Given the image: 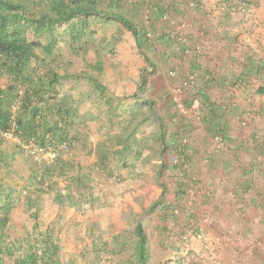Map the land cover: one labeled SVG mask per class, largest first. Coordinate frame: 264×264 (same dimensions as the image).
Listing matches in <instances>:
<instances>
[{"label":"rangeland","instance_id":"374dc122","mask_svg":"<svg viewBox=\"0 0 264 264\" xmlns=\"http://www.w3.org/2000/svg\"><path fill=\"white\" fill-rule=\"evenodd\" d=\"M22 1L29 3L31 8L29 11H32L29 13L37 14L40 9L47 8V4L42 0ZM108 1L102 0L101 2L106 10L108 8L109 10L117 9L133 20L140 29H145L149 55L157 62L163 59L167 48L169 49L165 66L163 68L159 66L156 73H151L141 90L138 86L142 72L145 71L143 69L146 68V61L137 49L134 36L117 21L100 27L98 23L91 20L87 34L81 38L80 34L72 38L70 30L60 29L56 33L58 42L53 54L47 56L40 48L36 51L40 59H45L47 65L54 67L60 74L66 71L80 72L86 64L82 59L88 60L90 65L93 64L96 56L95 48L107 52L114 64L109 75L101 76L102 81L111 88L113 95L111 104L107 105L94 92H90L91 85L84 75L75 82L67 81L63 86L60 85L58 94L59 97L63 96L65 102L78 109L77 117L71 128V134L76 135L77 140L73 141L71 146L61 145L58 154L60 153L65 160L72 161L76 165L81 164L85 172H92L95 176L92 182L94 192L107 203L100 206L97 211L91 212L85 207H73L68 203L61 205L56 202L57 193L67 194L69 191L70 177L67 178V175L57 178L45 177L42 182L39 177L33 175V172L43 169L45 167L43 160L52 161L56 154L41 151L42 149L40 150L33 144L32 146L25 144L22 157L17 162H21L34 153V158L38 161V164L33 166L36 167L35 169L26 164L25 171L19 172L14 167L16 164L14 161H10V169L0 168V177L6 188L14 192L16 202L10 213V227L12 230L19 231L22 228L24 232L33 230L35 218L32 212H37L40 229L45 230L50 224L55 227V235L61 244L62 264H85L90 259L93 260L92 237H97L99 233H102L103 237L109 240L114 233L116 221L131 229L140 219L144 222L150 236L149 264L218 263L221 259L214 247H205L206 242H209L207 234L206 239L202 241L176 240L181 227L176 223L171 211L169 212L170 208L162 211L161 205L157 210L147 211L140 216L131 213L135 202L150 205L161 192L160 182L157 179L160 161L155 155H150L151 153L147 154L149 158L144 154L145 157L139 160L135 154L144 149L150 150L154 146L155 149L159 148V126L157 120L149 114L151 111L146 101L154 100L156 112L165 116L168 122L167 139L169 142L172 134H175L176 125L172 121L173 108L171 111L172 103L169 100L172 78L168 71L172 68L184 71L179 68L180 60L183 59L176 42H169L167 36L165 38L168 41L159 38L161 36L159 34L166 31L167 25H163L162 28L155 27L156 29L152 27L153 24L154 26L159 24L158 16L153 19V24L151 23L149 29L143 26L140 0H118L116 6H111L114 2H110L109 5ZM175 1L179 2L178 7L183 5L180 8H184L190 0ZM195 1L206 6V9L200 12L202 14L199 13L201 18L196 20V25L201 23L204 26L198 29L199 33L196 31L198 33L196 41L200 39L207 41L208 39V45H205L203 52L192 53V58H197V60L188 62L187 67L200 73L201 77H206L207 72H210L213 81L202 84L210 101L215 99L217 103L226 108H229L230 103L235 101L240 105L239 113H237L242 118H236L237 115L231 118L233 127H236L232 134L238 130L245 134V129L255 125L258 121L262 137L264 134V95L257 93L256 90L259 85L264 84V73L258 69V64L264 65V0H233L236 2V7H231L230 11L224 8L225 0ZM171 10L169 13L174 17H188L190 20L192 18V15L189 17L186 12L184 14L177 12L175 6ZM196 25L193 23V30H196ZM94 29L98 34L94 35L91 31ZM102 34L106 35L105 39H102ZM28 37L45 44L50 41L44 33L36 34L30 31ZM165 44L168 45L167 48ZM43 68V72L48 69L44 66ZM88 70L97 75L92 66H88ZM0 81L3 86L12 82L7 75L2 76ZM213 87L217 88L213 90ZM122 92L126 94L138 92L140 99L136 101L125 97ZM208 99H205L206 102H210ZM233 127L231 125V128ZM119 134L132 135L131 141L129 140L132 142L130 144L132 152L122 150V146L116 141V136ZM6 137L8 138L6 150L10 155L17 151L19 139L12 134H6ZM111 140L113 142H110ZM104 145L109 148L107 150L110 152V157L107 165L97 170L96 160L100 158L99 147ZM118 150L121 151L116 154ZM169 158L171 166L164 177L167 194L165 201L170 202L167 206H181L179 204L181 199L178 197L181 190L184 191L185 199L188 198L186 188L184 189L182 185L185 182L180 183L177 179L176 166L172 164L171 156ZM246 159L242 162L247 163ZM256 160H258L256 163L264 160V153L258 155ZM123 161H126L128 165L125 166ZM203 164L207 163L203 162ZM249 165L248 162L246 166ZM256 174L254 182H262L263 175L258 172ZM184 179L188 180L187 177ZM250 193L258 200L264 198V191L260 192L256 189ZM184 207L180 208L181 215ZM165 211L168 212L167 219L162 214ZM204 224L211 225V223ZM205 225H200V230L203 229L206 232ZM256 240L252 245L256 250L254 252L259 253L264 248V241L259 242L258 238ZM202 249H207V251L203 252ZM115 258L128 260L132 257L126 254ZM251 264L259 263L252 262Z\"/></svg>","mask_w":264,"mask_h":264},{"label":"trees","instance_id":"16d2710c","mask_svg":"<svg viewBox=\"0 0 264 264\" xmlns=\"http://www.w3.org/2000/svg\"><path fill=\"white\" fill-rule=\"evenodd\" d=\"M42 1L47 4V8L40 9L37 14H33L29 13L32 11H29L31 8L27 1L0 0V80L2 76L7 75L12 81L7 86H3L0 81V168L10 169V161L16 162L14 167L19 172L25 171L26 164H29V167L37 165L38 161L35 160L34 153H31L29 157H26L21 162H17V160L22 157L25 144H30L31 146L33 144L40 150L42 149L41 151L53 152L56 154L53 160L47 161L44 159L43 163L45 167L38 171L35 170L33 175L39 177L42 182L45 177L57 178L67 175V178L70 177L69 191L67 194L57 193L55 197L56 202L61 205L68 203L73 207H85L89 211L94 212L97 211L100 206L102 207V205L107 203L100 199L94 192L95 189L92 182L95 176L92 172H85L81 164L76 165L72 161L65 160L60 153L58 154L61 145L63 146L66 144L67 146H71L72 142L77 140V136L71 134V128L78 113V109L65 102L63 96H58L60 91L59 86H63L67 81L75 82L84 75V78H87L88 83L91 85L90 92H94L101 101L109 105L112 102L113 95L111 94L110 86L102 81L101 76L109 75L114 64L107 52L95 48L96 56L93 64L90 65L88 60L82 59L83 63L85 64L86 62V64L80 72L66 71L60 74L54 67L47 65L45 59H40L36 51L40 48L47 56L53 54L58 42L56 33L60 29L65 28L70 30L72 38L78 37L79 34L81 38L87 34L91 20L96 24L98 23L100 27L109 22L117 21L134 36L137 49L146 61V68L144 67L143 69L145 71L142 72L138 89H142L147 83L148 76L151 73H156L159 66L158 62L149 55V47L146 43V35L143 30L121 11L112 8L106 10L104 5L101 4L102 0ZM117 1L118 0H110L108 3L110 5L114 2L111 6H116ZM156 3H158V7L157 11L153 14V18L158 16L157 18L160 19L164 13L172 11L171 9H174V6L176 9L178 7L177 3L179 2L175 0H156ZM187 4L188 3H186V14H188L189 17L192 15L191 21L193 22L194 14L199 12L193 14L192 11L188 10ZM235 5L236 2L233 0L224 1V8L226 7V11H230L232 9L231 7ZM142 6L143 1H141V7ZM155 14H157V16H155ZM30 31L36 34L44 33L49 37L50 41L45 44L38 40L29 39L28 33ZM91 31L94 35L98 34L95 29ZM159 35H161L159 37L161 40L174 42L172 38L168 36V34H164V32ZM165 36H167L168 40ZM105 37L106 35L102 34V39H105ZM92 44L94 45V43ZM167 44L164 46H168ZM178 46L180 48L179 54L181 58L192 62L193 58L185 54L184 46ZM166 51L168 53L169 49L167 48ZM70 64L72 65V63ZM43 66L48 68L46 72L42 71L44 69ZM88 66H92L97 72V75L89 71ZM258 69H260V72L264 73V65L258 64ZM207 75L212 77L210 72H207ZM210 81H213V77L210 78ZM256 91L264 95V84L259 85ZM122 95L136 101L140 99L138 92H134L133 94L122 92ZM203 96L207 110L212 113V134L218 131V128H221L220 130L222 132H227L231 137H234L232 133L235 131L234 129L236 127H233L231 118L239 113V107L226 108L217 103L215 99L210 101L208 95L204 94ZM205 99H208L210 102H206ZM146 103L151 111L149 114L157 120L159 126V148L155 149L154 146L151 147L150 150L144 149L137 152L135 157L139 160L145 157L144 154L148 157L147 154L149 155L151 153L150 155H155L160 161L157 179L160 182L161 192L150 205L144 203L136 204L135 202V206L131 210V213L136 216H140V214L147 211L153 212L161 205L163 207L162 211L169 209V206L164 205L168 202L165 201L167 194L164 177L171 166L169 158L170 142L167 139L168 122L164 115L156 112V102L154 100H148ZM231 125L233 128H231ZM189 128H191V126ZM240 133L243 132L239 131V134ZM6 134H12L19 139V142H17V151H14V153L10 155L6 150L8 143ZM110 136L113 138L112 135ZM230 136L229 139L231 138ZM131 137L132 135L126 136L125 134L116 136V141L122 146L123 151L132 152V146L130 145L132 142H129V140L131 141ZM261 139L262 140L258 142H261L260 145L262 150L258 149V152L264 153V134ZM110 142H113V140ZM239 142L238 138H231V142L229 141V143H231L230 148H239L242 144ZM187 145H189V143ZM99 148L100 158L96 160L97 170L106 166L108 163L107 160H109L108 158L110 157L109 148H106L105 145ZM208 148L213 154L217 153L216 149H211V145H209ZM120 151L121 150H118L116 154L120 153ZM184 155L186 156L189 167L184 170V172L186 171L188 182L186 185H182L184 189H187V186H189L191 182L197 184V178L195 177V173H192L194 170V160L192 157H189L186 150L184 151ZM9 156L10 160H8ZM257 156L251 155L250 160H248L250 164V172H248V175L252 176L250 178L252 182L255 181L254 178L256 176L254 175H257L256 172L259 174L264 172V162L261 160V162L256 163V161L259 160H256ZM200 158L202 163H210L211 158L209 154L202 155ZM123 164L125 166L128 165L126 161H123ZM35 168L36 167H33L32 169ZM175 169H177V166ZM72 171L74 172L72 173ZM41 172L43 173L41 174ZM139 173H141V171ZM247 189L248 186H246L245 190L247 191ZM215 193L216 190L209 189V193L202 195L204 198L203 203L206 205L207 201L211 200ZM178 197L181 199V202L186 203L187 198L185 199L183 190H181ZM181 202L179 204L183 207L184 205ZM195 203H197V197L193 201V204L190 205V209L184 207L181 216L171 212L173 218L176 219V223L181 227L180 232L176 236V240L178 241L189 242V231L194 229L199 230L201 228L199 221L202 216L207 214V211L205 213H199ZM15 205L14 192L6 188V185L0 177V264H62L61 244L59 238L55 235V227L50 224L45 230L40 229L37 212H32V216L35 218L33 230H26L25 232L22 228H20V231L17 229L12 230L10 227V213ZM162 214L163 217L167 219L168 212L165 211L162 212ZM191 219L193 220L191 221ZM101 235L102 233H99L97 237H92L91 245L94 249L93 260L90 259L89 262H85V264H149L151 253L149 245L150 236L145 228L144 222L140 219L135 222V227L131 229L124 227V225L116 221L114 233L109 240ZM249 248L254 253L253 256L257 257L258 253L254 252L256 251L254 247L249 246ZM126 254H128V257L131 256L132 258H128V260L115 258ZM258 262H260V260Z\"/></svg>","mask_w":264,"mask_h":264},{"label":"crops","instance_id":"0c3cea01","mask_svg":"<svg viewBox=\"0 0 264 264\" xmlns=\"http://www.w3.org/2000/svg\"><path fill=\"white\" fill-rule=\"evenodd\" d=\"M178 5L179 3H177ZM180 7H183V5H180ZM180 7L176 8L177 12L184 14L186 6L184 8ZM199 13L194 14L193 22L195 25L197 18H201L200 14L202 13ZM142 22L143 26H146L143 19ZM157 22L159 24L157 23L154 26L152 23V27L162 28L165 25V22L159 18H157ZM202 27L204 26L201 23H197L190 43L197 42L198 29ZM205 28H207L206 25ZM144 31L145 29H143ZM204 41L205 45H208V39L207 41L204 39ZM167 57V54H165L163 59L161 58L158 61L160 68L165 66ZM194 59L197 60V58ZM189 61L180 60L179 68L184 71L189 70L187 67ZM215 88L217 87H213V90ZM170 110L172 111V107ZM205 113L210 118H206L199 129L193 131L192 127L186 126L190 142L189 145L183 147L184 151L186 150L189 157H192L195 162L192 173H195V177L197 178L196 189L198 196L197 203H195L196 208L199 210V213L207 211L206 215H210L212 219L211 225H205L206 234L208 235L207 241H209L206 242L205 247L209 248L212 246L215 252L219 254L220 262L212 264H251L252 262L262 264L264 263V248L255 257L249 246L254 245L257 238L259 242L264 241V198L260 196L262 198L258 200L250 192L256 189L263 192L264 178H261L263 179L262 182H252L250 180L252 176L248 175V172H250L249 166L246 167L248 162H242L246 158L245 161L250 160L251 155L257 156L259 153L258 149L262 150L261 142H258L262 140V131L259 130L260 125L257 121L255 125H251L245 129V134L244 132L239 134V131H236L233 134L234 137L230 136L232 139L238 138V142L240 140L239 143L242 144L239 148H230L231 143H229L226 149L213 154L208 148L211 144L210 139L212 136V113L210 114L209 111ZM175 125V134L173 133L172 137H170V142L174 138L179 137L178 125ZM231 138L229 139L230 142ZM205 154H209L211 158L209 164H203L201 161L200 157ZM262 161L264 162V160ZM261 175L264 177V172ZM246 186H248L247 191L245 190ZM208 189L216 190V193L205 205L202 195ZM202 251L205 252L207 249H202ZM259 260L261 263L258 262Z\"/></svg>","mask_w":264,"mask_h":264},{"label":"built area","instance_id":"2783aa9c","mask_svg":"<svg viewBox=\"0 0 264 264\" xmlns=\"http://www.w3.org/2000/svg\"><path fill=\"white\" fill-rule=\"evenodd\" d=\"M142 1V19L146 27L149 29L154 19L153 14L157 11L158 3H156V0ZM187 6L188 10L192 11L193 14L206 9L205 4H199L195 0H190ZM160 19L167 25L165 32L168 36H170L178 45L184 46V52L186 55L191 56L194 52L199 53L203 51L205 48L204 39H200L195 44L190 45V38L194 32L193 22L190 18L174 17L170 13H164ZM148 35L150 34L148 33ZM168 73L172 78L171 86L169 88V100L171 101L173 108L172 121L178 125L177 128L179 130V137L174 138L170 143L169 152L172 164L177 166V179L180 183L184 181L186 185L188 180L185 181L184 179V177L186 178V171L184 172V170L189 167V164L184 155L183 147L190 142V136L186 131V126H191L193 131H195L201 127V124L206 118H210V116L207 117V114L205 113L208 110L204 101L203 95L205 92L202 84L210 81L211 77L209 75L201 77L200 73L192 69L181 71L178 68H172ZM237 105L236 101L230 103V107H240V105ZM236 118L241 119L242 117L237 114ZM220 129L221 128H218V131H215L210 139L211 149H216L217 151L226 149L229 144L230 135L227 132H222ZM208 191L209 190H205L203 194L209 193ZM186 192L188 198L186 199V203L182 204L186 208H189L198 196L196 184L191 182L190 185L187 186ZM169 203L170 202L168 201L164 205L167 206ZM169 208L172 213L178 216L181 215L180 208H182V206L171 205ZM192 220L193 219H191V221ZM211 220L210 215H204L201 217L199 225L211 223ZM189 237L191 240L202 241L206 238V232L203 229H199V231L194 229L189 231Z\"/></svg>","mask_w":264,"mask_h":264},{"label":"clouds","instance_id":"9594fccd","mask_svg":"<svg viewBox=\"0 0 264 264\" xmlns=\"http://www.w3.org/2000/svg\"><path fill=\"white\" fill-rule=\"evenodd\" d=\"M164 33H165V32H164ZM193 44H195V43H193ZM193 44L190 43V45H193ZM194 53H196V52H194ZM191 56H192V55H191Z\"/></svg>","mask_w":264,"mask_h":264}]
</instances>
